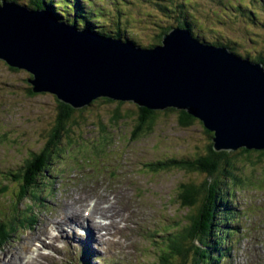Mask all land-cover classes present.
<instances>
[{
  "label": "rangeland",
  "instance_id": "obj_1",
  "mask_svg": "<svg viewBox=\"0 0 264 264\" xmlns=\"http://www.w3.org/2000/svg\"><path fill=\"white\" fill-rule=\"evenodd\" d=\"M27 1L30 0L19 4ZM160 1L79 0L78 6L81 14L90 11L83 18L87 20L90 16L94 29L109 31L119 21V25L125 23L124 33L135 44L148 47L151 43L159 44L155 40L157 24L166 19L158 10ZM183 1L187 2L183 13L195 22V32L199 35L196 38L212 45L230 44L233 47L230 51L253 62L256 57L264 60V0ZM30 77L26 70H11L0 60V184L9 179V170L17 169L30 152L43 144L56 113L55 95L30 94L25 90L30 86ZM115 110V105L107 103L76 111L77 124L72 127L75 139L60 137L64 141L59 142L51 157L48 176L37 180L35 196L28 195L14 210L15 193L6 195L5 199L0 197V217L7 209L10 215L22 218L23 224L36 216L31 227L21 225L1 245L0 264H8L11 258L14 263L22 264L20 257L35 256L37 251L51 256L45 259V264H88L86 257L90 264H149L153 247L160 241L159 235L174 224L170 219L180 220L184 215L173 200L177 185L185 178L199 181L201 177L177 168L155 172L149 165L175 154L184 157L201 154L212 141L198 119L189 127H181L174 121L175 113L160 114L149 132L135 135L130 131V116L136 112L137 104L119 105L120 119L112 117ZM101 124L106 130L100 129ZM248 163L243 162V174L255 169L256 176L245 175L246 185L234 189L233 200L239 209L234 214L236 221L223 224L221 227L226 228L221 239L208 243L207 250L215 252L217 243L222 242L219 246L222 257L217 264H264V183H261L264 165ZM6 183L8 189L16 190V184ZM94 203L113 204L115 208V223L103 228L104 235L98 233L94 239L85 238L84 228L72 231L65 227L63 236L56 241V250L43 246L42 242L48 243L49 239L38 235L47 225L50 234L57 238L58 231L52 229L51 221L78 222L83 209L88 212ZM72 207L79 218L64 216ZM221 220L225 222L224 215ZM237 221L244 222L238 232L225 234L237 227ZM69 242L75 243V247H67ZM190 262V258L185 262L174 260L175 264Z\"/></svg>",
  "mask_w": 264,
  "mask_h": 264
},
{
  "label": "water",
  "instance_id": "obj_2",
  "mask_svg": "<svg viewBox=\"0 0 264 264\" xmlns=\"http://www.w3.org/2000/svg\"><path fill=\"white\" fill-rule=\"evenodd\" d=\"M0 59L31 75L32 92L52 93L74 109L99 97L172 107L212 132L215 151L264 148V66L185 27L140 47L1 0Z\"/></svg>",
  "mask_w": 264,
  "mask_h": 264
},
{
  "label": "trees",
  "instance_id": "obj_3",
  "mask_svg": "<svg viewBox=\"0 0 264 264\" xmlns=\"http://www.w3.org/2000/svg\"><path fill=\"white\" fill-rule=\"evenodd\" d=\"M7 1H14L16 3L22 2V0ZM78 4L79 0H30L27 1L24 6L29 9L45 10L58 20L60 19V21L75 25L79 29H86L92 33L94 32L102 36L119 39L123 42L131 41L134 45L138 46V44H135V41L131 40V37L124 33L125 23L124 26L123 24L119 25L118 21L115 28L109 31H103L101 28L94 29V23L92 24L90 16L87 20L83 18V16L90 15V11L86 10V13L81 14ZM185 6H187V2L183 0H162L157 4L159 12L166 19H161L160 23L157 24L159 27L155 35L156 42L160 43L162 35L167 33L172 27H185L190 30L195 38L199 36L195 32V22L193 23V21L188 19V16L183 13ZM65 15L67 17H65ZM215 44L222 46L220 43ZM154 45L156 44L151 43L148 47ZM223 45L229 50H233L230 44L224 43ZM254 61L264 65V60L261 57H256ZM3 62L10 67L11 70L18 69L9 66L5 61ZM25 90L30 94L34 93L31 90V85L25 87ZM56 102L57 109L53 117L52 127L43 144L37 151L30 152L27 158L22 160V164L19 165L17 169L14 171L9 170L7 172L9 174V179L2 181L0 184V197L5 199L6 195L15 193L13 210L23 203L28 198V195L35 196L34 190L38 187L39 183L37 180L41 178V176H48L47 169L51 157L53 153H55V149L60 146L59 142H62V140L64 141V139L60 137L64 135V137H67L69 140L75 139L73 135L74 129L72 128L77 124V116L75 113L76 111L83 110L85 107L78 110L58 99H56ZM107 103H109V105H115L116 110L112 112L114 114L112 117L114 119H120L119 105L125 103L123 101L99 97L93 100L89 106ZM172 113H175V123L181 127H189L197 120L185 110L172 107H168L164 110H152L137 105L136 112H133L130 116V131L135 135H143L145 132H149L152 129L160 114ZM199 122L201 123V121ZM100 129H104L103 124L100 125ZM203 131L211 140L213 135L212 132L208 131L204 126ZM186 156L187 157H184L183 154H175L164 159H158L149 165V169L155 172H158V170L163 171L177 168L183 173L191 172L201 176L199 181H195L193 178H185V180H182L177 185L173 200H175L177 206L184 211V215L180 216V220L170 219L174 224L159 235L160 241L153 247L149 264H175L174 260L176 258L181 259V262H185L190 258L191 264H217L220 257H222L219 247L222 242L219 241V243H217L219 245L214 248L215 252L207 250L209 247L208 243H211L212 240L218 242V240L221 239L223 236L221 234L224 228H226L221 227L223 224H227L229 221H236L234 214L238 212L239 209L233 200L235 187L241 189L246 185L244 183L245 175L256 176L255 169H253L250 174H243L245 171L243 162L248 161V164L257 163L264 165V148L260 150L239 148L235 151H214L211 142L208 144L205 152L201 154L197 153L194 156ZM238 157L243 161H240ZM257 176L260 177V175ZM6 182L16 184V190L8 189V183ZM261 183H264V180ZM248 186H253V184ZM4 193L6 194L2 195ZM8 198L10 199V197ZM248 205L251 204L248 203ZM8 212L9 210L7 209L5 214L0 217V246L13 237L16 228L18 229L21 225L32 226L33 223L36 222V216L33 215L26 224H23L22 218L19 216H12ZM248 213L249 212L246 211L247 216ZM223 215L225 222L221 220ZM243 215L245 219V214ZM243 223L244 222L237 221V227L235 226L230 231L224 233L231 235L235 234ZM151 233H149V236ZM256 240H258V238H256ZM212 244L214 245V243ZM86 260L88 264H90L87 257Z\"/></svg>",
  "mask_w": 264,
  "mask_h": 264
},
{
  "label": "bare ground",
  "instance_id": "obj_4",
  "mask_svg": "<svg viewBox=\"0 0 264 264\" xmlns=\"http://www.w3.org/2000/svg\"><path fill=\"white\" fill-rule=\"evenodd\" d=\"M99 206H101V207H99ZM84 208H86V206ZM87 210H88V212L84 211V209H83V211L80 215L81 217L77 215L78 212L74 208L70 212H67L66 214H64V216H67V217H73V218H79L80 217V220L78 222L66 223V222H61V221H51L50 223H52V222L54 223V228H52V229H55L58 231L57 238H56V236H53L50 234L49 226L47 225L45 227V231L38 235V236L45 237V238L49 239L48 243H46L45 241L42 242L43 246L51 248V249H56L57 248L56 241H57L58 237H62L63 227H65V226L69 227L71 230H75L78 227L84 228L86 231L85 232V238H91L92 237L94 239L95 236L98 235V233L100 235L105 234V230L103 228H105L107 225H111V224L113 225L115 223V220H114L115 208H114L113 204L112 205L107 204V205L103 206L102 204L98 205V204L94 203ZM116 212H117V210H116ZM94 217H98L96 219L97 221L92 220V218H94ZM100 237L101 236H99V238ZM93 239H90V242L93 241ZM48 257H51V256L49 254L43 253L41 251H37L35 256H29L27 258L20 257L19 263H22V264H45V259H47ZM7 262H8V264H16V263H14V258H11ZM7 262H5V263H7Z\"/></svg>",
  "mask_w": 264,
  "mask_h": 264
}]
</instances>
